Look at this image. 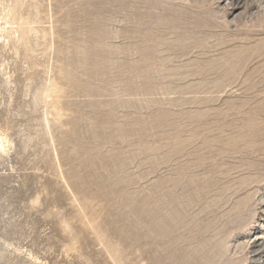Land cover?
Segmentation results:
<instances>
[{"label":"rangeland","instance_id":"rangeland-1","mask_svg":"<svg viewBox=\"0 0 264 264\" xmlns=\"http://www.w3.org/2000/svg\"><path fill=\"white\" fill-rule=\"evenodd\" d=\"M0 139V264H264V0H0Z\"/></svg>","mask_w":264,"mask_h":264},{"label":"bare ground","instance_id":"bare-ground-1","mask_svg":"<svg viewBox=\"0 0 264 264\" xmlns=\"http://www.w3.org/2000/svg\"><path fill=\"white\" fill-rule=\"evenodd\" d=\"M4 142V141H3ZM0 146H1V148H3L4 146L2 145V141H1V139H0ZM258 250V249H257ZM257 250H255L256 252H257Z\"/></svg>","mask_w":264,"mask_h":264}]
</instances>
